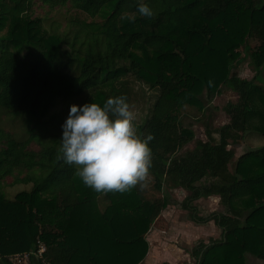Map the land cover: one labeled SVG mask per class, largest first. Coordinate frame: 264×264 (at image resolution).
<instances>
[{
	"label": "trees",
	"instance_id": "1",
	"mask_svg": "<svg viewBox=\"0 0 264 264\" xmlns=\"http://www.w3.org/2000/svg\"><path fill=\"white\" fill-rule=\"evenodd\" d=\"M40 1L48 10L35 16V0H0V114L21 115L31 126L20 136L0 121V186L31 185L12 198L0 190V264L25 252L27 264H140L149 252L146 234L170 202L165 187L187 191L181 208L190 220H214L221 229L220 238L192 248L189 264L264 261V145L230 168V146L248 130L264 136V86L256 83L264 80V0H145L151 18L139 16L137 0ZM249 39L258 42L251 79L232 74ZM134 81L157 95L135 123L153 137L148 173L127 191L96 192L58 158L65 118L44 119L58 96L81 105L122 94L131 106ZM222 86L239 95L231 105L238 118L219 127L204 122L207 139H195L184 109L201 113ZM149 177L161 198H149ZM211 196L225 211L203 215L195 202ZM40 243L42 256L35 254Z\"/></svg>",
	"mask_w": 264,
	"mask_h": 264
},
{
	"label": "clouds",
	"instance_id": "2",
	"mask_svg": "<svg viewBox=\"0 0 264 264\" xmlns=\"http://www.w3.org/2000/svg\"><path fill=\"white\" fill-rule=\"evenodd\" d=\"M136 12L151 18L154 10L137 0ZM134 22L136 16H128ZM58 158L75 168L81 181L96 192H124L143 181L151 164V134H139L135 113L125 95L70 105L61 125Z\"/></svg>",
	"mask_w": 264,
	"mask_h": 264
},
{
	"label": "rangeland",
	"instance_id": "3",
	"mask_svg": "<svg viewBox=\"0 0 264 264\" xmlns=\"http://www.w3.org/2000/svg\"><path fill=\"white\" fill-rule=\"evenodd\" d=\"M42 2L40 0H35V16L45 15L47 12V8L41 7ZM63 13L68 14L69 17H74L78 21H86L89 22L90 18L85 15L82 12L70 10L68 12L63 9ZM40 14V15H39ZM50 14H53V16H59L56 11H52ZM258 42L255 39H249L247 42L246 47L240 48L241 51V59L240 61H237L232 68V74H235L241 78H247L251 79L255 75L256 68L255 64L253 62L252 55L250 51L257 46ZM135 82V81H134ZM256 83L261 84L264 86V80L262 77L256 81ZM136 87V96L134 97V101L131 104V108L135 113V123L141 122L145 116L148 113L150 105L153 104L156 93L152 90H150L147 86L144 84L135 82ZM76 98V97H75ZM74 103V98H70L67 100L62 99L60 96L56 97V100L54 102V105L51 106V109L48 113V115L45 117L44 120H49L52 116H61L59 118H66L64 115H68L70 105ZM239 104V95L228 88L227 86H222V91L220 94H218L214 100L207 101L206 108L200 113L195 108L192 107H186L184 109V113L182 114V121L185 125L190 126L194 132H195V139H202L206 140L205 135V128L203 127L204 122H209L214 127L222 126L223 124H226L230 122L234 117L238 118L236 110L234 111L233 108H231V105H238ZM0 121L6 125H9L13 131H17L20 136L25 134L28 129L31 127L27 121L21 116L17 115L15 113H6L2 116L0 114ZM59 122H54L52 130L55 131V128H60L58 125ZM239 133H243L242 130H239ZM54 139H48L47 143H52ZM195 145V140L186 144L179 152L178 155L183 154L187 149H192ZM264 145V136L254 132L249 131L245 133L243 141L237 145V146H230L235 150V157L232 160V163L230 165L231 170H234L235 164L239 156L244 154L247 151L255 150L261 146ZM31 147L33 149H38L39 144L36 142H33L31 144ZM177 156V155H176ZM150 182L146 185V188L149 190L148 195L149 198L152 197H160L164 192L169 195V205L164 211H168L169 215L172 217L171 219H174L176 221L178 220H186L189 218V213L181 208V201L186 197L188 194L186 190L181 188L176 189H167L165 187V190L162 194H159L152 190L154 181L151 177ZM12 178H7V182H11ZM30 184H16V185H2L0 186V190L4 191L6 195L10 198L14 197L15 194L21 190L24 189H30ZM165 194V195H166ZM200 210L201 214L208 215L212 212H223L225 211V208L223 205L220 204V198L218 196H211L208 198H201L195 202ZM163 211V210H162ZM162 212L159 214L157 218L161 216ZM165 221L162 219H159L156 223V228H159L160 226L165 227L166 224ZM191 226V225H190ZM193 227L189 228H200V234H201V241L209 242L211 238L218 239L221 236V229L215 224L214 220H211L205 224H197L192 222ZM154 228V227H153ZM183 249L187 251L186 246ZM249 261L252 264H264L263 260L254 258L252 256H249ZM191 263H194V260H192Z\"/></svg>",
	"mask_w": 264,
	"mask_h": 264
},
{
	"label": "crops",
	"instance_id": "4",
	"mask_svg": "<svg viewBox=\"0 0 264 264\" xmlns=\"http://www.w3.org/2000/svg\"><path fill=\"white\" fill-rule=\"evenodd\" d=\"M164 210L146 234L149 252L140 264H189L194 260L190 253L192 248L201 241L200 228H189L193 227L192 220L176 221ZM162 218L165 227L156 228L157 221ZM181 246H186L188 250Z\"/></svg>",
	"mask_w": 264,
	"mask_h": 264
},
{
	"label": "built area",
	"instance_id": "5",
	"mask_svg": "<svg viewBox=\"0 0 264 264\" xmlns=\"http://www.w3.org/2000/svg\"><path fill=\"white\" fill-rule=\"evenodd\" d=\"M46 246L42 243L39 244V247L35 254L38 256H42V254L45 252ZM30 253H17L9 256V259L14 264H27L29 260Z\"/></svg>",
	"mask_w": 264,
	"mask_h": 264
}]
</instances>
